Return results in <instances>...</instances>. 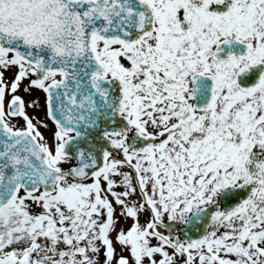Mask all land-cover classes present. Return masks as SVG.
<instances>
[{
	"label": "snow or ice",
	"instance_id": "obj_1",
	"mask_svg": "<svg viewBox=\"0 0 264 264\" xmlns=\"http://www.w3.org/2000/svg\"><path fill=\"white\" fill-rule=\"evenodd\" d=\"M0 264H264V0H0Z\"/></svg>",
	"mask_w": 264,
	"mask_h": 264
},
{
	"label": "flooded vegetation",
	"instance_id": "obj_2",
	"mask_svg": "<svg viewBox=\"0 0 264 264\" xmlns=\"http://www.w3.org/2000/svg\"><path fill=\"white\" fill-rule=\"evenodd\" d=\"M37 93H39V96H38V97L40 98L41 105H43V93H42V92H37ZM33 96H34V93H33ZM24 97H26V96H24ZM25 100L27 101L26 98H25ZM30 110H33V109H27V111H29V113H30ZM40 112H41L42 115H43V108H42V107H41V109L39 110V114H40ZM15 122H17V123H21V121L19 120V118H17ZM50 134H51V132H50L49 130L45 132V135H46V136H50Z\"/></svg>",
	"mask_w": 264,
	"mask_h": 264
},
{
	"label": "rangeland",
	"instance_id": "obj_3",
	"mask_svg": "<svg viewBox=\"0 0 264 264\" xmlns=\"http://www.w3.org/2000/svg\"><path fill=\"white\" fill-rule=\"evenodd\" d=\"M21 94L24 95V96H26L24 98H26L27 100L30 98L27 94H23V93H21ZM38 96H39V93L35 92L33 97H38ZM33 111L34 110H30V113H32ZM40 115L42 116V113L41 112H40Z\"/></svg>",
	"mask_w": 264,
	"mask_h": 264
}]
</instances>
